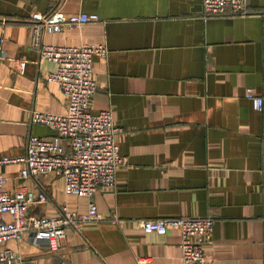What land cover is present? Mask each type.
<instances>
[{"label":"crops","instance_id":"crops-1","mask_svg":"<svg viewBox=\"0 0 264 264\" xmlns=\"http://www.w3.org/2000/svg\"><path fill=\"white\" fill-rule=\"evenodd\" d=\"M53 10L98 16L43 39L106 42L107 55L93 57L91 110H111L126 162L115 186L90 198L66 193L61 175L24 178L23 163L2 165L5 189L46 194L31 215L85 212L92 199L102 217L69 228L58 249L28 233L7 240L15 264H182L178 229L145 232L140 221L187 216L214 219L205 264H264V0L210 16L202 0H0V156L23 154L30 135H53L31 121L33 110H66L47 78L55 63L31 45V12ZM246 87L262 96L261 109Z\"/></svg>","mask_w":264,"mask_h":264},{"label":"built area","instance_id":"built-area-1","mask_svg":"<svg viewBox=\"0 0 264 264\" xmlns=\"http://www.w3.org/2000/svg\"><path fill=\"white\" fill-rule=\"evenodd\" d=\"M202 6L204 16L243 14L247 0H202ZM30 17L33 20L30 26L31 45L39 58L55 63L47 78L63 91L67 106L62 113L33 110L31 121L47 125L53 135L48 138L30 135L23 154L0 156V264H15L16 260H20L5 245L9 239L19 240L24 233H28L33 241L43 237L51 249H58L69 228L77 229L83 222L102 218L92 199L88 201L85 212L62 206L50 216L31 215L30 207L45 202L46 194L25 185L16 187L14 191L5 189L8 177L3 174L2 165L23 163L19 175L24 178L42 177L48 172L61 175L66 193L90 198L99 187H114L117 167L126 162L115 141V135L121 129L114 124L111 110H91L97 87L92 73L93 57L107 55L106 42L64 45L47 43L43 39L45 33L96 21L97 14H65L53 10L32 11ZM2 44L0 35V57ZM244 97L250 100L253 109L262 108V96L251 87L245 88ZM140 226L145 232L160 235L171 227L178 229L182 264H205L204 246L212 240L214 233L212 217L142 219ZM138 262L152 264V260L146 258H139Z\"/></svg>","mask_w":264,"mask_h":264}]
</instances>
